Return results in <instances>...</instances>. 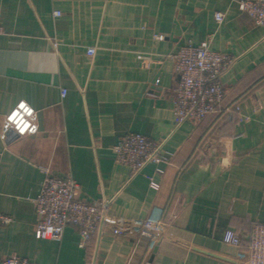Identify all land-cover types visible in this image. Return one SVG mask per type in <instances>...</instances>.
I'll list each match as a JSON object with an SVG mask.
<instances>
[{
  "label": "crops",
  "instance_id": "crops-1",
  "mask_svg": "<svg viewBox=\"0 0 264 264\" xmlns=\"http://www.w3.org/2000/svg\"><path fill=\"white\" fill-rule=\"evenodd\" d=\"M0 24V133L21 101L40 126L0 136V213L12 218L0 224V261L147 264L157 247L152 264H247V243L223 235L264 223V26L238 0H0ZM207 39L236 57L222 80L239 109L179 123L172 56ZM129 132L163 141L161 172L115 161ZM45 170L76 179L85 200L109 202L87 247L71 225L61 240L36 237Z\"/></svg>",
  "mask_w": 264,
  "mask_h": 264
},
{
  "label": "built area",
  "instance_id": "built-area-1",
  "mask_svg": "<svg viewBox=\"0 0 264 264\" xmlns=\"http://www.w3.org/2000/svg\"><path fill=\"white\" fill-rule=\"evenodd\" d=\"M239 9L248 13L257 25L264 26V0H238ZM60 15L59 12L56 13ZM221 11L215 13L218 23L224 21ZM4 32L0 24V34ZM163 39L164 35H157ZM211 39L200 43L187 41L172 58L180 76L174 95V114L179 123L193 121L201 123L211 116L231 115L239 109L236 103H226V88L222 76L232 68L236 57L228 52L211 47ZM94 49L89 54H94ZM66 89H62L65 96ZM20 105H24L21 108ZM27 109V111H26ZM15 114V117L13 116ZM23 121L28 129L21 132L17 124ZM22 126V125H21ZM35 126L36 131H31ZM37 110L25 101H21L5 115L0 136L4 141L13 137L34 135L39 132ZM164 143L139 132L123 135L113 147L115 161L131 168L133 173L140 172L146 165H160L167 161ZM80 184L71 176H58L49 170L44 171V179L39 194L34 199L37 220L35 235L39 239L61 240L68 225L75 227L80 235L79 245L87 247L91 237L108 224V201H88L79 194ZM12 218L0 213V224H9ZM223 241L235 247L247 246V264H264V223H255L246 235L227 229ZM0 264H35L18 255L4 257Z\"/></svg>",
  "mask_w": 264,
  "mask_h": 264
},
{
  "label": "clouds",
  "instance_id": "clouds-1",
  "mask_svg": "<svg viewBox=\"0 0 264 264\" xmlns=\"http://www.w3.org/2000/svg\"><path fill=\"white\" fill-rule=\"evenodd\" d=\"M20 107H21V108H24V105H20ZM26 111H27V109H26ZM13 116L15 117V114H13ZM21 125H22V126H21ZM17 127L19 128V130H20L21 132H24L25 130L28 129L29 126H28V124L23 123V121H20V123L17 124ZM31 131H33V132L36 131L35 126H33V127L31 128Z\"/></svg>",
  "mask_w": 264,
  "mask_h": 264
},
{
  "label": "water",
  "instance_id": "water-1",
  "mask_svg": "<svg viewBox=\"0 0 264 264\" xmlns=\"http://www.w3.org/2000/svg\"><path fill=\"white\" fill-rule=\"evenodd\" d=\"M160 240H161V237H160L159 241H160ZM156 250H157V247H155L154 253L156 252ZM154 253L151 255V257H150V259H149V262H148L147 264H152L153 259H154Z\"/></svg>",
  "mask_w": 264,
  "mask_h": 264
}]
</instances>
